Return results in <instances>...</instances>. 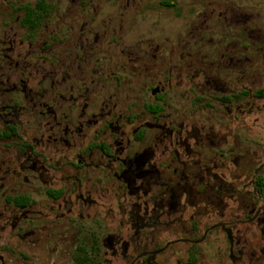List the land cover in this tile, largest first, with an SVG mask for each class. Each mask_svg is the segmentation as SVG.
I'll list each match as a JSON object with an SVG mask.
<instances>
[{
    "label": "rangeland",
    "instance_id": "obj_1",
    "mask_svg": "<svg viewBox=\"0 0 264 264\" xmlns=\"http://www.w3.org/2000/svg\"><path fill=\"white\" fill-rule=\"evenodd\" d=\"M31 21L25 62L33 70L40 65L49 106L42 115L29 104L24 116L16 115L37 78L25 84L24 96L20 86L11 135L6 99L0 100V264L130 263L133 255L110 250L112 235L133 238L114 180L102 167L82 168L63 154L107 140L102 120L120 117L130 137L133 127L151 121L145 107L153 101L162 104L160 121L189 131L188 165L203 157L224 164V179L238 184V207L253 186L262 194L254 196V208L264 207V94L253 95L264 87V0H0V76L12 38L26 42ZM108 101L109 107L119 101L113 115L102 108ZM195 127L217 146L207 138L202 146ZM71 132L78 147L60 150ZM153 132L132 147L150 145ZM54 190L60 197L53 198ZM80 193L99 203L85 205Z\"/></svg>",
    "mask_w": 264,
    "mask_h": 264
},
{
    "label": "flooded vegetation",
    "instance_id": "obj_2",
    "mask_svg": "<svg viewBox=\"0 0 264 264\" xmlns=\"http://www.w3.org/2000/svg\"><path fill=\"white\" fill-rule=\"evenodd\" d=\"M31 22L32 26L25 24L29 30L24 33L26 42L12 38L15 41L11 43L10 52L5 59L6 72L0 76V100L6 99V105L2 106L3 110H7L5 128L6 133L11 135L15 124L12 106L14 91L20 86L23 92V89H26L25 84L37 78V87L28 89L26 98L24 97L28 102L18 106L16 115L24 116L29 110V104L30 112L36 109L42 115L44 109L49 106L45 99L44 78L40 65L33 70L28 67L27 61L25 62L31 51L28 40L32 37L33 30L30 29L35 23ZM18 49H24V52ZM16 52H20L21 57L14 55ZM158 91L159 88L156 87L151 93L156 94ZM263 94L264 87L253 92V95L258 97H263ZM222 98L226 99L225 96ZM52 102L55 103L54 100ZM118 102L114 101L110 107L109 101L102 102V108L113 115ZM145 108L151 121L133 127L130 137L125 136V130L119 125L120 117L116 121L102 120L99 128H103L102 135H109L107 140L100 139L97 145L89 149L79 148L81 154L76 152L71 156L70 150L66 155L63 154L67 160L74 158L82 168L102 167L105 174L114 180L111 185L114 193L121 200L123 210L132 219L130 222L133 226V238L112 235L109 241L112 255L121 253L129 258L133 255L131 264H264V259L258 261L255 257L257 252L264 256V207L254 208L253 202L254 196L262 197L261 192L255 191L253 186L251 192L245 193V206L239 208L236 191L238 184L234 177L226 179L227 181L224 179V164H217L214 159L207 161L203 157L192 159L191 165H188V140L191 136L189 131L182 123L160 121L161 112H157L162 109L161 103L153 101ZM122 110L124 108L118 112ZM53 116L56 119L57 115ZM128 121L130 118H127ZM97 122L98 120L94 119L86 123L85 129L91 130ZM150 129L154 130L150 145L145 148L132 147L133 142L145 139ZM204 132L195 127L192 133V136L199 138L202 146L206 145L205 138L207 142L209 138ZM52 137L60 140L57 131H53ZM167 141L169 143L165 144ZM208 143L217 146L214 140ZM61 145L64 147L60 150L77 148L75 135L71 132L69 138ZM97 149L99 157L93 164L92 159L97 154ZM162 155L166 158L161 159ZM262 166L263 164H260L254 172ZM41 167L45 170V166ZM177 178L180 181H177ZM180 182L183 183L182 187ZM253 183L252 177L248 184ZM60 191L54 190L59 194L51 197H60ZM90 196L87 193L83 197L80 193L77 199L85 205L99 203ZM255 238L256 242H259L257 247L254 245Z\"/></svg>",
    "mask_w": 264,
    "mask_h": 264
},
{
    "label": "trees",
    "instance_id": "obj_3",
    "mask_svg": "<svg viewBox=\"0 0 264 264\" xmlns=\"http://www.w3.org/2000/svg\"><path fill=\"white\" fill-rule=\"evenodd\" d=\"M20 202H27V198L26 199L25 198L20 199Z\"/></svg>",
    "mask_w": 264,
    "mask_h": 264
}]
</instances>
